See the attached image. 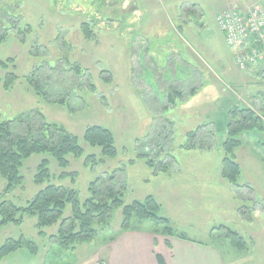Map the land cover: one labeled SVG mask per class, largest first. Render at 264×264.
<instances>
[{
	"label": "rangeland",
	"instance_id": "rangeland-1",
	"mask_svg": "<svg viewBox=\"0 0 264 264\" xmlns=\"http://www.w3.org/2000/svg\"><path fill=\"white\" fill-rule=\"evenodd\" d=\"M262 1L0 0V60H14L7 70L0 68V77L8 71L18 76L8 90L0 83L1 119L31 112L36 121L34 112L39 111L47 122L77 136L84 149L80 158L67 156L66 170L48 154L31 156L21 168L22 186L0 195V203L26 206L46 185L33 182L46 157L49 182L76 190L80 201L89 197L92 180L114 174L115 185L126 184L125 204L152 195L161 205L160 216L174 230L220 248L227 264V239L223 230L213 229L226 226L249 246V254L233 250L242 256L233 264H264V132L239 136L242 144L235 155L241 187L221 176L227 111L234 103L257 110L264 104V70L253 75L236 68L234 51L216 21L223 9ZM83 22L90 24L92 40L83 35ZM32 72L47 80L51 99L63 96L64 102L38 95L27 80ZM192 88L194 93L187 95ZM176 89L185 98L170 105L167 95ZM93 125L113 133L114 157L101 155L98 146L82 140L84 130ZM199 126L197 135L206 148H182L187 133ZM88 155L96 162L87 163ZM149 157L163 163L160 170L147 165ZM62 171L76 175L59 179ZM4 187L0 176V194ZM241 207L250 212L252 222L241 218ZM71 211L68 204L63 217ZM121 220V209L114 210L107 227L96 225L99 231L91 241L65 249L51 237L58 224L43 228L45 237H40L37 218L23 216L19 225L8 223L0 229V246L24 236L36 244L37 252L18 249L0 264H99L109 260L106 251L121 248L118 241L133 230L151 233L158 241L164 236L161 224L147 220L133 219L131 228L121 231Z\"/></svg>",
	"mask_w": 264,
	"mask_h": 264
},
{
	"label": "trees",
	"instance_id": "trees-1",
	"mask_svg": "<svg viewBox=\"0 0 264 264\" xmlns=\"http://www.w3.org/2000/svg\"><path fill=\"white\" fill-rule=\"evenodd\" d=\"M81 30L88 40L94 38V33L88 22L81 24ZM13 62L12 58L0 60V68L7 70L8 64H13ZM74 68L79 73V67L75 66ZM252 69L254 71L264 70V68ZM257 73L259 74V72ZM17 79L18 76L14 71H8L3 78L0 77V83L5 90H8ZM27 80L30 87L46 101L64 102L63 96L60 99L50 98L46 88L47 80H40L35 72H32ZM104 80L111 81L110 78H104ZM193 93L194 88L187 95ZM176 98H185V95L177 89L167 95L170 105L175 104ZM34 113L36 121L31 112L23 113L12 120L1 119L0 115V176L5 179V187L1 196L22 186L24 177L21 174V168L31 156L48 154L62 170H66L70 164L67 156L72 155L80 158L84 154V149L77 136L62 125L47 122L41 112ZM200 128L202 126L187 133V140L182 148L186 150L206 148L197 135ZM248 131L264 132V109L257 110L254 106L249 105L231 106L226 116L224 131L226 138L222 142L224 156L221 164V176L236 187H241L237 184L241 168L236 160L235 149L242 144L239 136ZM82 140L90 146H98L103 156L114 157L117 154L114 135L105 127L88 126L82 134ZM139 156L144 157L145 154L142 153ZM90 161L96 162L94 155L86 157V162ZM49 162L46 157L40 160L33 182L39 186L46 185L37 191L26 206H16L5 201L0 203V229L8 223L19 225L23 216H34L37 218V226L40 229L38 236L45 237L43 228L58 224L56 235L51 237H56L57 243L61 247L75 249L77 243L91 241L99 231L96 225L100 226V229L107 227L114 210L121 209V231L130 229L133 219L147 220L155 225L161 224L165 236L189 239L184 233L174 230L166 217L160 216L161 205L152 195L125 204L123 195L126 184L115 185L113 183L114 174L98 176L92 180L88 186L89 197L80 201L76 190L49 182L51 178ZM146 163L157 170H160V165L163 164L150 157L146 159ZM75 175L74 172L62 171L58 178L65 179ZM68 204L72 208L71 215L63 217ZM240 215L245 222H252L250 212L246 208H240ZM213 229L223 230L222 235L235 249L239 251L249 249L246 240L240 233L226 226H218ZM37 248L32 240H28L24 236L17 239L9 238L0 246V260L18 249H26L35 254Z\"/></svg>",
	"mask_w": 264,
	"mask_h": 264
},
{
	"label": "crops",
	"instance_id": "crops-1",
	"mask_svg": "<svg viewBox=\"0 0 264 264\" xmlns=\"http://www.w3.org/2000/svg\"><path fill=\"white\" fill-rule=\"evenodd\" d=\"M245 71L253 74L254 70ZM255 73L257 74V71ZM259 106L260 109H264V104ZM158 240L157 236L151 233L144 234L141 230H133L131 234L118 241V244L123 243V246L120 248L118 245L116 248L107 250L109 260L99 264H226L221 256L220 248L173 236L164 235L161 241ZM234 249L227 240V264L240 263L239 258L242 259L240 254L233 252ZM235 250L238 253L249 254V249Z\"/></svg>",
	"mask_w": 264,
	"mask_h": 264
},
{
	"label": "built area",
	"instance_id": "built-area-1",
	"mask_svg": "<svg viewBox=\"0 0 264 264\" xmlns=\"http://www.w3.org/2000/svg\"><path fill=\"white\" fill-rule=\"evenodd\" d=\"M217 24L234 51L239 70L264 68V0L258 5L220 11Z\"/></svg>",
	"mask_w": 264,
	"mask_h": 264
}]
</instances>
